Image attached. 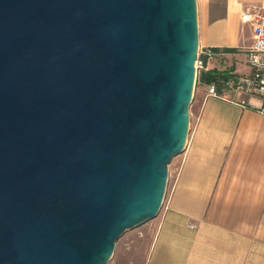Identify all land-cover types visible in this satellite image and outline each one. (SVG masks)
I'll list each match as a JSON object with an SVG mask.
<instances>
[{
	"label": "water",
	"instance_id": "95a60500",
	"mask_svg": "<svg viewBox=\"0 0 264 264\" xmlns=\"http://www.w3.org/2000/svg\"><path fill=\"white\" fill-rule=\"evenodd\" d=\"M197 0H0V264H109L184 152Z\"/></svg>",
	"mask_w": 264,
	"mask_h": 264
},
{
	"label": "crops",
	"instance_id": "0c3cea01",
	"mask_svg": "<svg viewBox=\"0 0 264 264\" xmlns=\"http://www.w3.org/2000/svg\"><path fill=\"white\" fill-rule=\"evenodd\" d=\"M199 40L217 47L204 69L248 74L253 24L242 13L264 0H198ZM234 48L233 51L225 50ZM204 84V83H203ZM199 92L184 152L163 206L145 228L143 264H264V115L257 96L218 86Z\"/></svg>",
	"mask_w": 264,
	"mask_h": 264
},
{
	"label": "built area",
	"instance_id": "2783aa9c",
	"mask_svg": "<svg viewBox=\"0 0 264 264\" xmlns=\"http://www.w3.org/2000/svg\"><path fill=\"white\" fill-rule=\"evenodd\" d=\"M242 18L253 24V43L246 52V63L250 67V73L240 75L230 73L224 79L223 85L225 88L240 91L243 94L257 96L260 103L255 106V109L264 115V7L253 6L245 10L242 13ZM217 53L210 48L200 47L196 67L204 69L206 67L204 56L211 59ZM207 94L220 95L216 82L208 84Z\"/></svg>",
	"mask_w": 264,
	"mask_h": 264
},
{
	"label": "rangeland",
	"instance_id": "374dc122",
	"mask_svg": "<svg viewBox=\"0 0 264 264\" xmlns=\"http://www.w3.org/2000/svg\"><path fill=\"white\" fill-rule=\"evenodd\" d=\"M198 2V0H197ZM198 17L200 20V6L198 3ZM201 47V46H200ZM250 68V67H249ZM200 68H197L196 83L193 93V99L190 105V115L192 108L195 107L198 99L199 92L204 88V84L199 79ZM228 89V88H227ZM230 90V89H229ZM231 91V90H230ZM234 91V90H233ZM243 95L242 92L236 91ZM250 95V94H245ZM254 96V95H251ZM178 154L177 156H179ZM173 157L169 165V181L172 179V172L175 170V158ZM155 219V218H154ZM153 220V219H152ZM152 220H149L141 225H138L132 229L127 230L116 242V248L109 264H143L147 256L151 241L152 232L145 228V226Z\"/></svg>",
	"mask_w": 264,
	"mask_h": 264
},
{
	"label": "trees",
	"instance_id": "16d2710c",
	"mask_svg": "<svg viewBox=\"0 0 264 264\" xmlns=\"http://www.w3.org/2000/svg\"><path fill=\"white\" fill-rule=\"evenodd\" d=\"M213 51H219V48L217 47H211ZM225 50L233 51L234 48H227ZM206 57L204 56V61L206 62ZM226 73H222L217 71L216 69H201L199 74V79L204 84H210L212 82H216L218 86L223 84L224 79L227 78Z\"/></svg>",
	"mask_w": 264,
	"mask_h": 264
}]
</instances>
